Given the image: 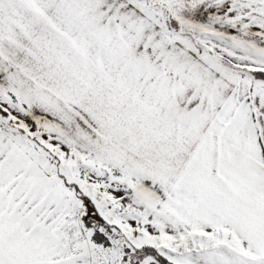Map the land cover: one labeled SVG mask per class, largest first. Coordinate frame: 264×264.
Returning <instances> with one entry per match:
<instances>
[{"label":"snow or ice","instance_id":"snow-or-ice-1","mask_svg":"<svg viewBox=\"0 0 264 264\" xmlns=\"http://www.w3.org/2000/svg\"><path fill=\"white\" fill-rule=\"evenodd\" d=\"M0 264H264V0H0Z\"/></svg>","mask_w":264,"mask_h":264}]
</instances>
